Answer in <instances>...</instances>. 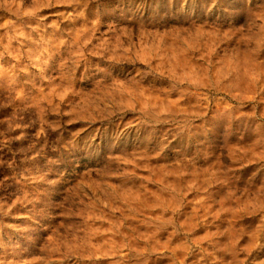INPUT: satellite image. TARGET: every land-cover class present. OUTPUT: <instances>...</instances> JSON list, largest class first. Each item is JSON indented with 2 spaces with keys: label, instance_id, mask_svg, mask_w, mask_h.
I'll use <instances>...</instances> for the list:
<instances>
[{
  "label": "rangeland",
  "instance_id": "obj_1",
  "mask_svg": "<svg viewBox=\"0 0 264 264\" xmlns=\"http://www.w3.org/2000/svg\"><path fill=\"white\" fill-rule=\"evenodd\" d=\"M0 264H264V0H0Z\"/></svg>",
  "mask_w": 264,
  "mask_h": 264
}]
</instances>
